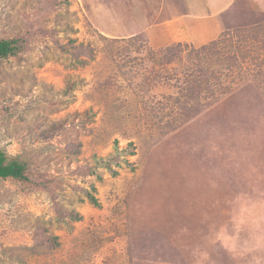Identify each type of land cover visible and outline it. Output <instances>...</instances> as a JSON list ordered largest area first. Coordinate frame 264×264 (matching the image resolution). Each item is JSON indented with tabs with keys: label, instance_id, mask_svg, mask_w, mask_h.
I'll list each match as a JSON object with an SVG mask.
<instances>
[{
	"label": "rangeland",
	"instance_id": "1",
	"mask_svg": "<svg viewBox=\"0 0 264 264\" xmlns=\"http://www.w3.org/2000/svg\"><path fill=\"white\" fill-rule=\"evenodd\" d=\"M48 1L0 0L22 39L0 150L29 177L0 180V264H264V0L191 18L171 62L164 12L100 28L96 8L146 23L153 0Z\"/></svg>",
	"mask_w": 264,
	"mask_h": 264
},
{
	"label": "trees",
	"instance_id": "2",
	"mask_svg": "<svg viewBox=\"0 0 264 264\" xmlns=\"http://www.w3.org/2000/svg\"><path fill=\"white\" fill-rule=\"evenodd\" d=\"M155 2H157V1L155 0ZM155 2L152 4L153 8L149 9L152 12L154 11L153 13H156V10H154ZM235 2H236V0H234V2L231 4V6H233ZM48 3H49V5H47L48 8L53 9V8H55V5L57 4V0H49ZM230 7L225 12H227L233 8V7L232 8H230ZM107 12H110V11H106L104 14L98 15L99 18L102 20V24H103L102 26H104V28L103 27H100V28H102L103 30H106L110 34H114L115 36L119 35V34H123V33L128 34L131 31H135L136 29H139V31H140V30L145 28L144 26L146 24H148L147 21L148 20L150 21L152 19V17L150 16L146 20V23H142V22L140 23V21L135 19V18L134 19L133 18H127V17H121V19L110 18L109 20H113L110 23L108 20ZM111 15H112V13H111ZM133 23H135V24L137 23L138 26L137 25H136L137 27L136 26H134V27L133 26H129V27L127 26V25H130ZM105 24L109 25V26L111 25L112 27H116V30H114V31L110 30L109 31V29L105 26ZM219 42L220 41L213 42V43H211L210 46L215 47L217 45V43H219ZM21 45H22V39H20V38L0 39V62L4 59H7L10 56L11 57L16 56L21 50ZM179 46H180L179 43H176V44H172L168 48H166V55H168V61L169 62L172 61L171 60L172 56L174 57V55H176L177 51L180 48ZM207 47L204 46L202 49H205ZM125 153L128 155L129 154L133 155V152L130 151L129 149H125L122 152L115 151L116 155L112 159V162H115V161L117 162V160H119V158L122 156V154H125ZM110 160H106V161L105 160L101 161L100 159L96 160V164L94 165V167L91 170H95L97 168V166H106L109 168L110 164H111ZM124 162L126 163V161H124ZM0 180H13V181H18V182H29L27 163L23 159H20L19 156L10 157V156H7L3 151L0 150ZM89 200L93 205H97V201L94 199V197L89 196ZM74 218H76V217H74Z\"/></svg>",
	"mask_w": 264,
	"mask_h": 264
},
{
	"label": "crops",
	"instance_id": "3",
	"mask_svg": "<svg viewBox=\"0 0 264 264\" xmlns=\"http://www.w3.org/2000/svg\"><path fill=\"white\" fill-rule=\"evenodd\" d=\"M153 1L155 2V0ZM156 1L157 2L155 3L157 4H155V7H154V10H156V13H153L154 11L153 12L151 11L152 12L151 17L155 16L156 18L157 16H159L160 12H164L166 16L168 15L169 17H171L170 18L171 22H173L172 27L169 28L170 36H168L171 38V40L167 41L168 39H166L165 45H169V44L177 42L176 37H178L177 35H179V31H182V33L185 35L183 37L186 39H187V33L190 36L189 32H186V31H188L187 28L189 27V22L191 18H199V19L208 18V19H212L215 21L216 17H220V15L224 14L225 11L234 2V0H156ZM199 3H202L203 5H207V6L209 5L210 9L194 10L195 8L193 7H196L195 5ZM152 8L153 6H151V9ZM96 10L104 12V13L106 11H109L108 9L103 10L101 8L99 9L96 8ZM168 23H169L168 25H170V21H168ZM219 25H218V29H219ZM164 26L166 27L167 23L165 24V22L164 23L160 22V26H158V28H162ZM150 27H153V26H150ZM173 28L178 29V34H176V36L174 33H172ZM158 31H162V29ZM209 32L210 31H208V33Z\"/></svg>",
	"mask_w": 264,
	"mask_h": 264
}]
</instances>
